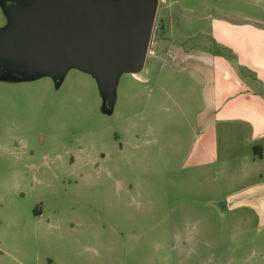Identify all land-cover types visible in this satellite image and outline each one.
I'll return each mask as SVG.
<instances>
[{
    "label": "rangeland",
    "instance_id": "rangeland-1",
    "mask_svg": "<svg viewBox=\"0 0 264 264\" xmlns=\"http://www.w3.org/2000/svg\"><path fill=\"white\" fill-rule=\"evenodd\" d=\"M234 1L160 2V48L115 95L76 67L59 82L0 74V248L13 256L0 264H264V160L243 156L241 125L222 150L197 117L198 77L156 57L170 23L186 29L176 43H209L189 29L210 32ZM17 4L0 0V29Z\"/></svg>",
    "mask_w": 264,
    "mask_h": 264
},
{
    "label": "water",
    "instance_id": "water-1",
    "mask_svg": "<svg viewBox=\"0 0 264 264\" xmlns=\"http://www.w3.org/2000/svg\"><path fill=\"white\" fill-rule=\"evenodd\" d=\"M16 3L10 25L0 29L2 66L31 65L30 71L56 76L78 67L112 95L123 72L143 68L159 6V0Z\"/></svg>",
    "mask_w": 264,
    "mask_h": 264
},
{
    "label": "crops",
    "instance_id": "crops-1",
    "mask_svg": "<svg viewBox=\"0 0 264 264\" xmlns=\"http://www.w3.org/2000/svg\"><path fill=\"white\" fill-rule=\"evenodd\" d=\"M163 1L159 0V4ZM240 1L247 7V11L240 9ZM217 10L216 19L209 22L210 32L208 29L198 30L194 26L189 29V32L207 31V35H210L209 43L205 42V37L202 46L176 43L177 39L185 41L182 38L186 36V29L180 26L175 29V25L170 23L169 36L165 38L167 44L163 50L160 49L164 55L156 54V57L162 61V65L168 60L174 64L169 67L172 74L185 72L187 77H198L203 103L197 117L205 123L206 129L216 126L222 150H227L228 155L234 150L237 128L241 125L245 128L243 145L249 153L243 156L263 161L264 0H235L230 7H219ZM202 18L208 19V15ZM155 21L160 28L158 12ZM157 29L152 35V46L159 44V40L155 41ZM151 52L155 54L153 49ZM255 147L259 149L258 153ZM220 209L224 213L229 206L220 202ZM0 254L13 257L3 248H0Z\"/></svg>",
    "mask_w": 264,
    "mask_h": 264
},
{
    "label": "flooded vegetation",
    "instance_id": "flooded-vegetation-1",
    "mask_svg": "<svg viewBox=\"0 0 264 264\" xmlns=\"http://www.w3.org/2000/svg\"><path fill=\"white\" fill-rule=\"evenodd\" d=\"M30 68H31V65H17V66L16 65H8V66L4 65V66H2L0 64V74H4V73L8 74L9 77H5L7 79L14 78V77H18L19 79L20 78L26 79V78L35 77L39 74L40 75L46 74V75L53 77L57 82H59L65 77V75L67 74L69 69H71L73 67L69 68L62 76H56L52 73H47V72H33V71H30ZM76 68H78V67H76ZM85 72H87V71H85ZM88 73L91 74L95 78V80H97V78L91 72H88Z\"/></svg>",
    "mask_w": 264,
    "mask_h": 264
},
{
    "label": "trees",
    "instance_id": "trees-1",
    "mask_svg": "<svg viewBox=\"0 0 264 264\" xmlns=\"http://www.w3.org/2000/svg\"><path fill=\"white\" fill-rule=\"evenodd\" d=\"M258 150H259V149H258L257 147H255V152H256V153H258Z\"/></svg>",
    "mask_w": 264,
    "mask_h": 264
},
{
    "label": "built area",
    "instance_id": "built-area-1",
    "mask_svg": "<svg viewBox=\"0 0 264 264\" xmlns=\"http://www.w3.org/2000/svg\"><path fill=\"white\" fill-rule=\"evenodd\" d=\"M152 43H153V38H152V41H151V44L150 45H152ZM151 50V48H149V51Z\"/></svg>",
    "mask_w": 264,
    "mask_h": 264
}]
</instances>
